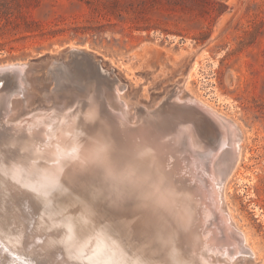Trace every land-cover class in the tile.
Here are the masks:
<instances>
[{
    "label": "rangeland",
    "instance_id": "rangeland-1",
    "mask_svg": "<svg viewBox=\"0 0 264 264\" xmlns=\"http://www.w3.org/2000/svg\"><path fill=\"white\" fill-rule=\"evenodd\" d=\"M75 46L93 52L104 69L113 70L127 85L124 93L116 89L117 96L122 95L109 104L112 113L105 107L93 109L97 115L92 123L84 122L88 103L73 113L76 124L81 123L76 138H86L90 125L97 127L107 117L114 126L119 123L121 102L124 108L133 103L150 106L187 75L183 92L237 125L240 155L224 184L223 204L252 250L236 264H264V0H0V66L35 62ZM194 62L196 72L191 70ZM49 82L46 78L42 87ZM52 84L49 94L45 88L35 91V86L41 87L37 82L25 85L24 93L25 105L32 108L42 104L44 95L60 105L51 115L36 112L25 121L32 129L44 126L46 136L58 123L52 115L69 102L66 95L57 102ZM9 87L14 98L10 94L6 99L17 102L23 94L19 84L12 81ZM0 105V157L23 156L28 161L25 167L0 159V264H128L136 256L162 264L155 252L165 230L172 228L175 207L163 198L167 185L156 155L145 156L141 149L126 154L125 141L108 129L107 157L116 161L118 176L132 175L93 188L75 178L74 168L64 171L61 157L77 144L84 147L82 155L92 153L86 142L50 150V142L42 138L36 145L22 133L30 129L17 127L12 116L22 107ZM180 114H174L175 121L171 114L166 116L173 124L185 122ZM147 121L143 129L153 131L157 139L155 122ZM53 180L66 184L65 204L54 206L43 197L37 204L34 190L45 189ZM92 196L103 209L112 210L117 202L124 205L119 215L131 248L105 228L77 235L72 218L82 226L92 223V206L82 199Z\"/></svg>",
    "mask_w": 264,
    "mask_h": 264
},
{
    "label": "bare ground",
    "instance_id": "bare-ground-1",
    "mask_svg": "<svg viewBox=\"0 0 264 264\" xmlns=\"http://www.w3.org/2000/svg\"><path fill=\"white\" fill-rule=\"evenodd\" d=\"M17 64L20 65V63ZM191 70L196 72L197 63H193ZM186 78L184 84L178 89L181 90L180 94L183 93V86L187 83ZM4 79L6 78L0 77V81ZM45 79L46 77L40 78L38 82L25 77L24 80L19 81V84L23 90L27 87L22 84L30 85L37 82V85L41 87L35 86L36 88L32 87V90L39 93L46 90L45 93L49 94V85L42 87ZM10 94L11 92L1 94L0 104L13 109L15 105L22 107L14 111L12 116H15L13 118L16 120L17 127L30 129L29 132H22L18 128V132L25 133L26 140L36 145L42 138L47 139L50 142V150H55L64 147L67 143L80 140L86 142L88 151L94 152L100 146L110 143L108 129H111L112 132L117 131V136L114 138L118 137L120 141H125L126 154L131 156L136 149H141L140 151L145 156H157L159 168H162L164 172L163 182L167 185L163 198L169 204L173 203L175 217L172 228L163 233L162 244L157 249L155 247L156 256L158 252L161 255V259H157L154 255L156 260L162 264H236L237 259H244L251 255L252 250L247 245L246 237L234 227L223 204V187L238 162L241 143L240 129L238 130L237 125L229 119L211 111L205 104L197 103L190 96L189 100L195 101L213 115L216 127L209 126L207 122V127L204 128L202 118L196 119L198 126L201 127L197 129V125L193 127L184 121L177 120L178 122L173 124L171 117L166 115L162 118L146 115L139 117L140 115L138 116L135 112L131 113L132 105L124 108L125 104L121 102L118 105L117 114L119 123H115L114 126L112 120L107 117L97 127L91 124L87 132L84 131L86 138L80 139L76 138L75 134L80 133L79 124L81 123L76 124L78 119L71 112V107L65 108L64 106L63 111L59 110L58 113L52 115V120H57L58 123L50 126L49 136H46L43 132L44 126L36 125L37 127L32 129L28 126V122L25 124V121H28L33 113L49 112L51 115V111L40 108V104L33 108L30 104L25 105L27 101L24 93L17 102L12 99L9 101L6 96ZM121 95L120 93L117 97ZM11 98H14L13 95ZM50 98L44 95L40 102L42 105H48ZM106 100L110 102L111 98L107 95ZM87 107L84 122L92 123L97 115V112L93 110L96 106L94 103L93 105L88 103ZM69 112L72 113V117L64 119ZM17 114L24 116L17 119ZM25 114H27L26 118H24ZM172 118L174 119L175 115H172ZM146 120L155 122L156 131L154 133L159 135L157 139L153 131L143 129ZM212 128L216 132L215 135ZM216 160L219 162L218 165Z\"/></svg>",
    "mask_w": 264,
    "mask_h": 264
},
{
    "label": "water",
    "instance_id": "water-1",
    "mask_svg": "<svg viewBox=\"0 0 264 264\" xmlns=\"http://www.w3.org/2000/svg\"><path fill=\"white\" fill-rule=\"evenodd\" d=\"M0 77L6 78L4 81H0V95L11 92L9 85L12 81L19 84V81L24 80L25 77L36 81L46 77L47 80H50L49 85L51 82L53 83L51 90L56 94L54 98L57 102L65 95L70 98L66 108L71 107L72 113L78 112L84 103L93 105L94 102L96 103V109L102 111V108L105 107L108 113H112L108 107L109 104L118 102L116 89L124 93L127 88V85L120 82L113 70L108 71L102 67L101 61L93 52L76 46L69 47L58 55L45 56L35 62L20 63V65L17 63L1 65ZM184 80L185 77L179 85L166 90L164 95L150 106H139L133 103L135 113L138 116L140 115L139 117L146 115L157 118H162L167 114L172 116L181 113L180 117L193 127L197 125V129L201 128H199L196 121L198 118L208 122L209 126L214 125L216 127L211 113L195 101L189 100V95L185 92L180 94L181 90L178 89L183 85ZM19 88L21 89L20 84ZM19 93L21 96V93H26V89H21ZM106 95L111 98L110 102L105 99ZM58 105L56 102H49L48 105L41 104V106H38L43 107L46 111L50 110L52 114L54 107L56 108ZM1 107L0 105V110Z\"/></svg>",
    "mask_w": 264,
    "mask_h": 264
},
{
    "label": "snow or ice",
    "instance_id": "snow-or-ice-1",
    "mask_svg": "<svg viewBox=\"0 0 264 264\" xmlns=\"http://www.w3.org/2000/svg\"><path fill=\"white\" fill-rule=\"evenodd\" d=\"M2 142V138H0ZM84 151L83 145L77 144L72 146L64 152L62 159L65 161L64 171L75 169V178L86 182L93 188H105L108 181H115L118 179H127L132 173L128 172L118 176L115 171V160H110L107 155V146L103 145L97 148L94 152L82 155ZM3 159L4 163L9 160L13 162L23 163L27 166V158L23 156L9 155ZM0 183H3V178L0 177ZM65 188L66 184L61 180H53L45 189L34 190L33 197L39 204L40 198H45L46 202L50 201L54 206L65 204ZM91 204L93 210V221L88 225H81L76 216L72 218V224L78 236L86 234L89 229L95 230L96 228H105L109 235L114 237H121L125 243L131 240V236L125 231V227L119 215V210L124 207L123 204L117 202L112 204L111 209H103L99 206L100 200L98 197L92 196L91 198H82ZM130 202V201H129ZM60 233L57 234L59 239ZM128 247L132 245L128 243ZM107 254V253H106ZM128 264H152L151 260L141 259L136 256L134 259L130 258Z\"/></svg>",
    "mask_w": 264,
    "mask_h": 264
}]
</instances>
